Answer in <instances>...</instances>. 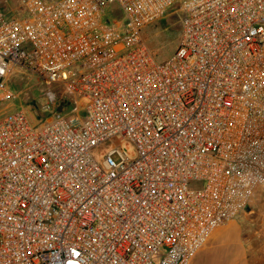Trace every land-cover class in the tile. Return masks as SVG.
Segmentation results:
<instances>
[{"label": "built area", "instance_id": "built-area-1", "mask_svg": "<svg viewBox=\"0 0 264 264\" xmlns=\"http://www.w3.org/2000/svg\"><path fill=\"white\" fill-rule=\"evenodd\" d=\"M14 9L0 7V264H190L264 193V0ZM169 10L179 38L159 60L142 32ZM13 77L63 95L36 122L2 111Z\"/></svg>", "mask_w": 264, "mask_h": 264}, {"label": "rangeland", "instance_id": "rangeland-1", "mask_svg": "<svg viewBox=\"0 0 264 264\" xmlns=\"http://www.w3.org/2000/svg\"><path fill=\"white\" fill-rule=\"evenodd\" d=\"M20 0H0V7L9 10H14L15 5ZM10 17L15 16L14 13L8 14ZM176 13L169 10L161 19L146 26L142 32V37L145 40L147 47L159 60L167 58L175 49L179 38L180 24L176 19ZM16 92L22 91L20 100H14L7 107L4 106L2 111H8L15 108L19 103L23 105L25 111L33 122L38 119V114L41 112L43 116L46 115L41 109L43 104V97L46 95L50 101H54L61 97L62 88L57 85L44 86L38 80L31 79L27 84H24V79L13 77L11 79ZM67 98V96H66ZM39 122V121H37ZM108 143L98 146L97 151H92V156L98 162L101 161L103 155L109 150ZM121 149L131 154L129 146L124 144ZM113 158L117 161L116 156ZM237 222L243 224L245 235L248 236L254 246H262L264 243V193H257L249 202L246 209L236 219ZM153 261L159 264V260L154 257Z\"/></svg>", "mask_w": 264, "mask_h": 264}, {"label": "crops", "instance_id": "crops-1", "mask_svg": "<svg viewBox=\"0 0 264 264\" xmlns=\"http://www.w3.org/2000/svg\"><path fill=\"white\" fill-rule=\"evenodd\" d=\"M236 219L217 229L190 264H264V243L254 246Z\"/></svg>", "mask_w": 264, "mask_h": 264}, {"label": "trees", "instance_id": "trees-1", "mask_svg": "<svg viewBox=\"0 0 264 264\" xmlns=\"http://www.w3.org/2000/svg\"><path fill=\"white\" fill-rule=\"evenodd\" d=\"M176 19H178V16L176 15Z\"/></svg>", "mask_w": 264, "mask_h": 264}]
</instances>
